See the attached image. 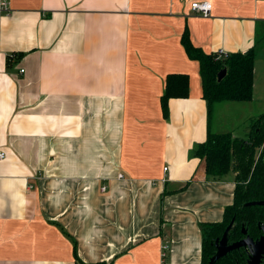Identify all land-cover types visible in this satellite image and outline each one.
Here are the masks:
<instances>
[{"label":"crops","instance_id":"1","mask_svg":"<svg viewBox=\"0 0 264 264\" xmlns=\"http://www.w3.org/2000/svg\"><path fill=\"white\" fill-rule=\"evenodd\" d=\"M202 1L207 17L191 7ZM9 7L0 11V264H203L201 224L224 219L236 181L209 177L197 154L215 131L182 39L207 54L255 50L253 99L225 101L248 135L264 113V0ZM174 73L189 76V95L170 98L165 116Z\"/></svg>","mask_w":264,"mask_h":264},{"label":"trees","instance_id":"2","mask_svg":"<svg viewBox=\"0 0 264 264\" xmlns=\"http://www.w3.org/2000/svg\"><path fill=\"white\" fill-rule=\"evenodd\" d=\"M183 44L191 59L200 64L203 97L208 101L209 113L214 104L225 101H251L254 96V66L256 53L252 48L247 52L230 53L219 56L207 54L195 47L185 32ZM226 70L219 80V73ZM189 95V76L182 73L169 74L165 92L161 97L164 115L169 114L168 102L172 97ZM206 165L209 177L221 178L234 173L236 187L234 202L225 209L221 222L202 223L203 254L202 263L211 264L210 259L216 253V239L222 237L226 227L235 218L230 232V242L243 239L247 235L258 239L262 234L259 225L264 222V205L245 206L251 201L264 200V113L252 120L251 129L246 137L230 132H209L208 139L197 149ZM249 251L246 247L232 250L221 257L216 264H246ZM264 264V257L262 260Z\"/></svg>","mask_w":264,"mask_h":264},{"label":"water","instance_id":"3","mask_svg":"<svg viewBox=\"0 0 264 264\" xmlns=\"http://www.w3.org/2000/svg\"><path fill=\"white\" fill-rule=\"evenodd\" d=\"M225 74L226 70L224 69L219 73L218 79L221 80ZM253 205H264V200L245 203V206ZM234 223L235 218H233L226 227L222 237L216 239L215 244L217 250L216 253L211 257L210 263L216 264L221 257L227 255L232 250L246 247L249 251V258L246 264H262L264 257V222L259 225V228L262 230L263 234L258 239H254L250 235H247V230L243 228L242 232L246 236L241 240L230 243V232L234 227Z\"/></svg>","mask_w":264,"mask_h":264},{"label":"rangeland","instance_id":"4","mask_svg":"<svg viewBox=\"0 0 264 264\" xmlns=\"http://www.w3.org/2000/svg\"><path fill=\"white\" fill-rule=\"evenodd\" d=\"M262 50H264L263 32L257 42V51L261 52ZM232 105L233 104L227 105L226 102L213 105L211 114L212 129L215 132H231L236 136L246 137L247 134L245 133V131L248 130L246 127V123L241 122L238 118L242 111L236 109V107Z\"/></svg>","mask_w":264,"mask_h":264},{"label":"built area","instance_id":"5","mask_svg":"<svg viewBox=\"0 0 264 264\" xmlns=\"http://www.w3.org/2000/svg\"><path fill=\"white\" fill-rule=\"evenodd\" d=\"M192 10L197 13L200 14L202 16H209L211 14V10H212V4L209 1H202V2H193L191 4ZM10 7H9V0H0V11H9ZM219 56H223L226 55V53L224 51H220ZM5 157V152H0V159H3ZM168 168L165 167V170H167ZM103 189H106V186L103 187ZM165 248L168 247V245L164 246Z\"/></svg>","mask_w":264,"mask_h":264},{"label":"flooded vegetation","instance_id":"6","mask_svg":"<svg viewBox=\"0 0 264 264\" xmlns=\"http://www.w3.org/2000/svg\"><path fill=\"white\" fill-rule=\"evenodd\" d=\"M231 243V242H230Z\"/></svg>","mask_w":264,"mask_h":264}]
</instances>
